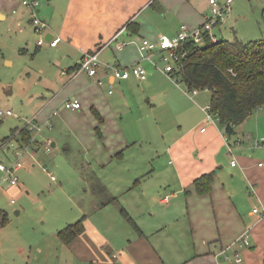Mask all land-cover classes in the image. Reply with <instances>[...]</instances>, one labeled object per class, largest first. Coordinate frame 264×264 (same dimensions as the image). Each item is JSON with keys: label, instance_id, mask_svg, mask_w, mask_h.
I'll use <instances>...</instances> for the list:
<instances>
[{"label": "crops", "instance_id": "0c3cea01", "mask_svg": "<svg viewBox=\"0 0 264 264\" xmlns=\"http://www.w3.org/2000/svg\"><path fill=\"white\" fill-rule=\"evenodd\" d=\"M40 1L43 4L36 14L47 25L41 34L42 45L56 56L52 69L41 70L40 76L54 77L32 116L12 132L16 141L11 155L26 157L29 164L21 160V168L34 166L30 162L43 155L46 142L40 147V141L26 129L30 119L45 127L47 121L55 120L56 126L60 123L69 134L80 137L99 126L98 138L88 134L87 140L80 141L87 150L95 148L91 153L94 160L114 181L107 186L102 183L105 201L97 202L93 194L89 207H75L82 215L83 231L71 242L63 243L58 232L81 215L70 221L57 218L53 233L63 245L60 251L56 249L58 255L38 249L31 260L29 250L25 264H220L219 254L226 250L232 255L235 243L245 233L249 245L241 249L239 264H264V167L257 165L264 160V146L246 144L244 140L249 138L240 137L232 143L236 130L227 143L217 123L206 124L197 100L153 68L141 50L143 39L172 36L181 25L188 30L199 28L209 0ZM19 10L16 24L30 22L34 31L30 12L18 0H0V19ZM53 37L59 38L56 46L49 45ZM121 43L125 45L119 49ZM96 48L101 62L96 75L77 71L83 52ZM153 60H159V55ZM134 63L146 70L144 82L134 76L113 78L106 68ZM154 76H161L172 91L149 92L146 81ZM142 86L145 101L138 106L135 97L141 92L136 89ZM67 99L81 102V109L64 108ZM140 107L147 111L142 123L133 113ZM55 109L57 114L52 115ZM68 117L72 120L67 121ZM202 125L204 131H200ZM23 128L32 138L28 144L24 143ZM50 138L51 147H56L57 140ZM8 140L0 141V147L8 145ZM227 144L235 151L233 157L227 153ZM232 158L235 166L230 165ZM208 172H214L211 192L199 195L193 181ZM254 208L259 213H254Z\"/></svg>", "mask_w": 264, "mask_h": 264}, {"label": "rangeland", "instance_id": "374dc122", "mask_svg": "<svg viewBox=\"0 0 264 264\" xmlns=\"http://www.w3.org/2000/svg\"><path fill=\"white\" fill-rule=\"evenodd\" d=\"M206 11L205 16L210 12L209 6ZM20 12L19 10L16 14L7 13L5 19H0V110L10 109L19 117H0V141L9 138L5 142V144L9 142L6 145L8 147H0V161L6 165L17 160L15 155H11V145H15L16 141L12 132L17 130L15 128L24 125L25 119L32 116L35 112L33 109L41 99L46 85L50 84L54 77L40 76V71L51 70V64L56 63V56L44 45L37 48L39 36L31 29L30 22L25 21V26L23 23L16 24L15 16ZM18 25L21 26V31ZM211 32L215 33L213 34L215 40L224 38L231 41L235 36L243 41L263 39L264 0H233L229 12L221 23L211 27ZM155 62L157 67L155 68L152 62L153 68L161 71L164 64L160 59ZM168 77L171 78L169 74ZM174 78L178 79L177 83L175 79H172L176 86L181 87L183 91H188L184 82L178 77ZM146 82H148L149 92L159 89L172 91L169 83L161 76L148 78ZM142 84L144 83L138 85ZM143 88L142 86L136 89L137 92H141L140 97H135L138 106H143L145 101L142 97ZM192 96L194 101L197 100L196 105L198 104L200 109L209 104L210 92L207 90H198L197 95ZM133 113L139 123H142L145 118L147 120V111L144 108H135ZM194 117H198L196 110ZM68 120L72 118L68 117ZM54 121H47L46 127L42 125L43 123L35 121L39 132L43 130L41 135H35L32 132L33 136L40 141V147L43 142L51 140L50 137L57 140V144L56 147H51L49 152L42 147L43 155L41 153L39 159H33V162H30L34 166L25 165L16 172L18 185L15 188H10L12 186L7 181L2 182L4 175L0 173V209L6 213L4 224L0 222V264H25L29 250H31V260L38 249L48 250L58 255L63 245L53 233L57 218H67L68 221L75 219L77 215H81L76 213L75 207L83 205L86 208V204L89 207L93 194L97 196V202L105 201L102 185H111L114 181V178L108 176L106 170H101L94 160L91 153L95 148L93 151L87 150L80 141L81 138L87 140L88 134L98 138L100 127L87 130L88 133L83 132L80 137L73 133L69 134L67 129H64V125L59 123L56 126ZM194 123L195 121L190 123V126ZM174 127L177 129L176 125ZM234 128L236 134L232 136V143L236 137L249 138L244 142L255 146L256 142L264 136V106L253 110ZM46 132L48 136L44 135ZM42 137L47 140L42 141ZM19 149L18 151L22 150ZM28 153L30 154L31 151L29 150ZM19 159L29 162L24 156ZM85 189H87L86 193ZM90 189H94L95 192L92 193ZM87 211H90L89 208ZM79 218L81 219L82 215ZM56 249L59 251L55 252Z\"/></svg>", "mask_w": 264, "mask_h": 264}, {"label": "trees", "instance_id": "16d2710c", "mask_svg": "<svg viewBox=\"0 0 264 264\" xmlns=\"http://www.w3.org/2000/svg\"><path fill=\"white\" fill-rule=\"evenodd\" d=\"M178 53L185 55L176 62L174 75L188 90L210 92V112L228 139L235 133V125L264 106V38L243 41L235 36L231 41H213L205 34L200 44L185 40ZM23 131L24 143L28 144L30 132ZM213 177L214 172H208L193 181L197 194L211 192ZM123 214L133 223L126 212ZM5 219L6 213L0 209L2 225ZM82 231L83 222L79 219L61 229L58 237L69 243Z\"/></svg>", "mask_w": 264, "mask_h": 264}, {"label": "built area", "instance_id": "2783aa9c", "mask_svg": "<svg viewBox=\"0 0 264 264\" xmlns=\"http://www.w3.org/2000/svg\"><path fill=\"white\" fill-rule=\"evenodd\" d=\"M18 2L24 6L29 12H30V21L33 26L34 32L39 36V39L37 41V45L41 46L44 42V39L41 37V34L43 33L44 29L46 28V24L44 21H42L36 14L37 9L41 6L40 0H18ZM233 0H209L210 5V12L205 16V20L203 24L194 30H188L185 25H181L179 27V30L172 36H168L166 34H160L156 40H148L143 39L141 44V50L143 51L144 57L149 60L150 62H153L155 65V68L157 67V63L153 60V56L158 54L160 61L164 64L163 67H161V71H163L165 74H169L171 79H175L176 75H174V64L176 65V62L180 59V57L184 56L185 53H182L180 55L178 53V50L180 48V45L188 39L193 40L196 43H201L203 40V37L205 34H208L210 38L215 41L214 35L211 33V27L215 24L221 23L224 16L229 12L231 8ZM59 41V38H52L49 41L50 46H56ZM125 43H121L118 46V48L124 47ZM100 49L96 48L92 51H85L83 52L82 59L80 60V63L78 65L77 71H84L89 76H95L97 73L98 67L101 65V62L98 58ZM107 69H110V72L112 74L113 78L117 79H127L130 76H134L137 80L142 81L146 79L147 72L143 68V66L140 63H134L130 66H110L106 65ZM174 75V77H173ZM176 82L178 79H175ZM98 84H101V79L96 80ZM110 89H112V86H110ZM185 93L189 97H194L192 95H197L198 89L188 90L185 91ZM63 107L67 108L69 110H80L82 105L81 102L78 100H70L67 99L63 102ZM203 111L205 112V122L206 124H216L218 123L217 119H215L211 112H210V105L202 107ZM57 114V109H55L52 112V115ZM4 116H13L17 117L16 114H14L10 110H0V117ZM218 125V124H217ZM26 129H28L30 132H38L39 129L36 128V123L34 120H27L26 122ZM205 126L200 127V131H204ZM224 135V133H223ZM225 136V140L228 138ZM32 141V138L31 140ZM255 146H264V136L259 139V141L256 142ZM44 149L49 152L51 150V143L47 140L44 144ZM227 150L228 155L230 157H233V148L230 144H227ZM24 165V163L17 159L16 162L6 165L2 161H0V173H2L4 176L2 178V181H8L10 185L17 186L18 185V177L16 176V172L19 168H21ZM231 166L236 165L235 158H232L230 161ZM257 165L259 167H264V160L258 161ZM254 213H259V210L257 208L253 209ZM249 245V234L245 233L243 236L237 240L235 243V250L234 253L231 255L226 250L222 251L219 255L222 257V260L220 264H229L231 261L234 262V264H239L242 261L241 256V249L244 247H247Z\"/></svg>", "mask_w": 264, "mask_h": 264}, {"label": "bare ground", "instance_id": "6f19581e", "mask_svg": "<svg viewBox=\"0 0 264 264\" xmlns=\"http://www.w3.org/2000/svg\"><path fill=\"white\" fill-rule=\"evenodd\" d=\"M13 142V141H12ZM17 145V144H16ZM19 145V144H18ZM17 147V146H16ZM20 147V146H19Z\"/></svg>", "mask_w": 264, "mask_h": 264}]
</instances>
